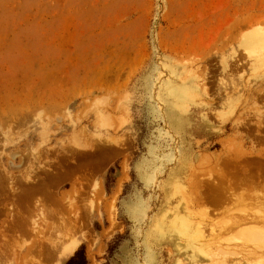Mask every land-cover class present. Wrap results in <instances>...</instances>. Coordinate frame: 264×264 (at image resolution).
I'll return each instance as SVG.
<instances>
[{
  "label": "rangeland",
  "instance_id": "obj_1",
  "mask_svg": "<svg viewBox=\"0 0 264 264\" xmlns=\"http://www.w3.org/2000/svg\"><path fill=\"white\" fill-rule=\"evenodd\" d=\"M255 33L264 0H0V264H264L225 240L264 226Z\"/></svg>",
  "mask_w": 264,
  "mask_h": 264
},
{
  "label": "bare ground",
  "instance_id": "obj_2",
  "mask_svg": "<svg viewBox=\"0 0 264 264\" xmlns=\"http://www.w3.org/2000/svg\"><path fill=\"white\" fill-rule=\"evenodd\" d=\"M257 45H258V47H257ZM262 47V50H263V47H264V35H262V33L260 34V33H255L254 35H252L250 38H249V40H247L246 42H245V45H244V50H246V52H248L250 55H252L253 56V53H254V51H255V48L257 49H260L259 47ZM258 49H257V51H258ZM260 52H263V51H260ZM256 54H257V52H256ZM258 56V55H257ZM254 57H256V55L254 56ZM249 58H250V56H249ZM252 58V57H251ZM261 58V57H260ZM246 167V166H245ZM244 167V168H245ZM242 169V168H241ZM240 173V172H239ZM243 173V172H242ZM258 173V172H257ZM249 175V174H248ZM257 177V176H256ZM255 177V178H256ZM6 179V178H5ZM247 179V178H246ZM250 179H251V177H250ZM254 179V178H253ZM252 179V180H253ZM3 180V179H2ZM260 181V180H259ZM258 181V182H259ZM1 182H3V181H1ZM216 183V182H215ZM260 183V182H259ZM33 184V183H32ZM213 184V183H212ZM39 185V184H38ZM43 185V184H42ZM217 185V184H216ZM262 184H260V187H262L261 186ZM10 186V185H9ZM218 186V185H217ZM259 186V185H258ZM3 187V186H2ZM27 187V186H26ZM25 187V188H26ZM5 188V187H4ZM28 189H29V187H27ZM34 188V187H33ZM11 189V188H10ZM43 189V188H42ZM218 190V189H217ZM30 191V190H29ZM31 192V191H30ZM25 193V192H24ZM38 193V192H37ZM36 194V193H35ZM28 195V194H27ZM221 196V195H220ZM17 197V196H16ZM30 197H33V196H30ZM24 198V197H23ZM29 199H31V198H29ZM222 200V199H221ZM40 201V200H39ZM38 201V202H39ZM37 202V203H38ZM27 203V202H26ZM40 203V202H39ZM219 203V202H218ZM22 204V203H21ZM42 205V204H41ZM38 206H40V205H38ZM15 207V206H14ZM19 208V207H18ZM45 208V207H44ZM48 210V209H47ZM22 210H20V212H21ZM49 211V210H48ZM50 212V211H49ZM262 212H260L259 213V211H256L255 212V216L254 217H257V218H259V219H261V217H262V215H260ZM251 214V213H250ZM249 215V214H248ZM252 216V215H251ZM15 217V216H14ZM13 217V218H14ZM19 217V216H18ZM236 217V216H235ZM252 218V217H251ZM249 219V218H248ZM234 220V219H233ZM19 221V220H18ZM232 221V220H231ZM234 222V221H233ZM62 223V222H61ZM60 223V224H61ZM229 223V222H228ZM67 224H68V221H67ZM230 224V223H229ZM62 225V224H61ZM70 225V227H71V224H68V226ZM74 225H75V223L73 224V228H74ZM17 226V225H16ZM202 226V225H201ZM222 226V225H221ZM33 227V226H32ZM61 227V226H60ZM59 227V228H60ZM22 228V227H21ZM221 228V227H220ZM235 228V227H234ZM72 229V228H71ZM201 229V228H200ZM221 229H223V228H221ZM36 230V229H35ZM38 230V229H37ZM66 230V229H65ZM199 230V229H198ZM73 231V230H72ZM203 231V230H202ZM36 232V231H35ZM38 232V231H37ZM41 232V231H40ZM40 232H38V234H42V233H40ZM232 232V231H231ZM57 233V232H56ZM58 233H60L59 231H58ZM67 233H68V231H67ZM52 234H54L55 235V233H52ZM61 234V233H60ZM59 234V235H60ZM65 234V233H64ZM62 235V234H61ZM69 235V234H68ZM229 235V234H228ZM228 235H227V237H226V239L225 240H229V241H231V239L232 240H234V241H236V240H238V241H240V242H247V243H252V244H255V245H258V246H262V247H264V226H260V225H257V224H251V225H247V226H242L241 228L240 227H236V230H235V233H233L232 235H231V237L229 236L228 237ZM55 236H57V235H55ZM70 236V235H69ZM224 236V235H223ZM59 237V236H58ZM66 237H67V235H66ZM72 237V236H71ZM228 238V239H227ZM57 239V238H56ZM62 238L60 237L59 238V240L57 241V240H55L56 242L55 243H53L54 245L53 246H51L50 247V245H47V243L44 241V243H45V245H46V247L45 246H42V248H43V251L45 250V251H47L48 252V254H49V257H53L54 255H56L57 254V252H59V250L61 251V252H63V254L64 253H66V252H68V254H73L76 250H77V248L79 247V244H80V242L79 241H74L73 243H72V245H70V246H68V245H65V241L63 242L62 240H64V239H62ZM68 240H69V238H68ZM222 240V239H221ZM220 240V241H221ZM225 240H223V241H225ZM42 242V241H41ZM44 243H42V244H44ZM229 243V242H228ZM41 244V243H40ZM41 244V245H42ZM219 246L220 244H216V246ZM215 246V247H216ZM240 247H241V245H239ZM221 249H220V248ZM219 247H216V249H218L219 250V252L221 253V252H223L224 250V253L225 254H227V253H229V250H226V248H222L221 247V245L219 246ZM234 247V246H233ZM236 247V246H235ZM243 247V246H242ZM41 248V247H40ZM42 248H41V250L40 251H42ZM60 248V249H59ZM57 251H56V250ZM59 249V250H58ZM262 249V248H261ZM220 250H223V251H220ZM232 250V249H231ZM56 251V252H55ZM235 251V250H234ZM237 251V250H236ZM56 254H55V253ZM48 254H46V255H48ZM230 254V253H229ZM232 254V253H231ZM234 254V253H233ZM235 254H236V252H235ZM213 255V254H212ZM223 262V261H222ZM204 264V263H203Z\"/></svg>",
  "mask_w": 264,
  "mask_h": 264
}]
</instances>
